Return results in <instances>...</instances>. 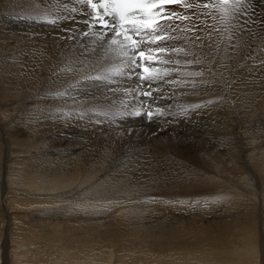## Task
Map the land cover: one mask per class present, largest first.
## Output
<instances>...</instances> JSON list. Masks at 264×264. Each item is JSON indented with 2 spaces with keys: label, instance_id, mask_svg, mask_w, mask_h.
<instances>
[{
  "label": "bare ground",
  "instance_id": "bare-ground-1",
  "mask_svg": "<svg viewBox=\"0 0 264 264\" xmlns=\"http://www.w3.org/2000/svg\"><path fill=\"white\" fill-rule=\"evenodd\" d=\"M182 3L161 23L174 38L141 44L180 49L154 57L151 87L71 88L104 67L74 63L88 41L71 8L86 5L0 0V264H264V2L239 41L236 20ZM193 48L212 55L177 63ZM143 102L163 112L149 121Z\"/></svg>",
  "mask_w": 264,
  "mask_h": 264
},
{
  "label": "snow or ice",
  "instance_id": "snow-or-ice-1",
  "mask_svg": "<svg viewBox=\"0 0 264 264\" xmlns=\"http://www.w3.org/2000/svg\"><path fill=\"white\" fill-rule=\"evenodd\" d=\"M182 0H75L76 4L87 5V7L71 8L72 13H78L83 19V23L87 25L86 29L77 30V36H83L87 39L88 43L84 46L83 53L78 55H84L85 60H77L74 63H91L93 58L96 62L104 65L101 72H97L95 75H85L80 80H76L70 84L71 88L82 87L83 82H95L97 85L100 83H111L112 78L121 76H133L136 75L142 80L146 87H151L157 77L148 75H141L137 69H142L143 72L147 73L153 69L152 58L146 53L151 52H163L171 50L179 52L180 49L175 46L167 44L158 45L155 48L145 49L141 47V44L145 42L155 43L163 39H173L172 36L162 35L165 30V26L161 24L157 17V6L172 5L181 3ZM264 2V0H261ZM183 3L188 8H192L193 5L197 7H203L210 10H218L223 13V17L226 21L236 20L237 24L231 27L235 31L231 32L228 37L230 41H239L242 39L244 33L249 30L248 20L251 15L250 9L254 7V0H183ZM64 8H69V3L63 4ZM92 8L93 11H89ZM160 12L168 11L171 12V16H177V13L172 9L165 10L163 7L159 8ZM207 15V13L205 14ZM170 19L171 17H160L159 19ZM188 18V17H184ZM35 19V18H28ZM43 19H47L46 17ZM59 19H71L75 20L74 15L67 17H60ZM199 19V17H197ZM39 22V21H37ZM56 20H49L48 23L55 24ZM257 21L253 19V23ZM264 24V21H259ZM193 29L203 31L204 29L199 28L197 24L192 25ZM65 31H72V29H66ZM161 34H157V33ZM196 39L201 40V44L196 47L210 48V43H204L203 38L197 36ZM84 43V41H81ZM235 48L237 44H229L226 46ZM112 53H116L117 57L120 58V62H114ZM187 55H191L192 59L177 60V63H184L186 65L203 64L207 61V57L212 55L211 53L206 54L203 58L195 53L193 48L191 51L186 52ZM215 59V57H213ZM172 69L170 71H175ZM209 72L212 71L211 64L207 69ZM66 73H74L75 71H84L83 68L76 69L74 67H68L64 69ZM204 70H193L186 73L190 76H201ZM201 83H210L209 81H201ZM108 89H105L107 91ZM155 91V89H153ZM65 92L58 93L63 96ZM144 95L151 96V92L143 93ZM210 103H218V101H208L203 106H207ZM130 107V106H129ZM195 107H201L196 105ZM101 105L98 103L96 114L108 115V112L99 111ZM163 109L155 108V113L151 110V107L147 113V119L151 121L154 114H161ZM142 111H135L127 113L129 116H140ZM83 115V114H81ZM128 134H131V130H128Z\"/></svg>",
  "mask_w": 264,
  "mask_h": 264
},
{
  "label": "rangeland",
  "instance_id": "rangeland-1",
  "mask_svg": "<svg viewBox=\"0 0 264 264\" xmlns=\"http://www.w3.org/2000/svg\"><path fill=\"white\" fill-rule=\"evenodd\" d=\"M183 5H184V3H182V6H183ZM181 18H182V17H181ZM170 22H171V21H170ZM114 62H115V61H114ZM228 205H229V204H228ZM212 210H214V209H212ZM216 218H218V217H216ZM217 220H220V219H217ZM143 260H144V259H142L141 262H143Z\"/></svg>",
  "mask_w": 264,
  "mask_h": 264
}]
</instances>
